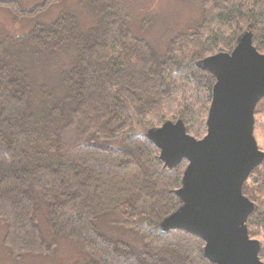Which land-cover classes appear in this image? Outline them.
I'll return each instance as SVG.
<instances>
[{
	"label": "trees",
	"instance_id": "1",
	"mask_svg": "<svg viewBox=\"0 0 264 264\" xmlns=\"http://www.w3.org/2000/svg\"><path fill=\"white\" fill-rule=\"evenodd\" d=\"M62 1L0 7L17 21ZM76 1L86 22L69 7L0 39V222L9 257L51 256L65 239L78 256L58 264H212L201 237L161 226L180 205L188 161L166 166L147 132L182 119L195 138L207 134L216 78L198 62L231 52L247 27L264 53V0H200V21L174 32L164 51L146 34L147 8ZM41 56L57 71L54 88L33 78ZM243 192L256 205L247 228L264 259V163Z\"/></svg>",
	"mask_w": 264,
	"mask_h": 264
},
{
	"label": "water",
	"instance_id": "2",
	"mask_svg": "<svg viewBox=\"0 0 264 264\" xmlns=\"http://www.w3.org/2000/svg\"><path fill=\"white\" fill-rule=\"evenodd\" d=\"M198 65L216 78L207 134L195 138L182 119L147 132L166 166L188 161L176 191L182 204L161 226L201 237L212 264H264L261 243L245 224L256 205L242 191L264 158L252 135L254 106L264 95V53L253 44L248 27L231 52L221 50Z\"/></svg>",
	"mask_w": 264,
	"mask_h": 264
},
{
	"label": "rangeland",
	"instance_id": "3",
	"mask_svg": "<svg viewBox=\"0 0 264 264\" xmlns=\"http://www.w3.org/2000/svg\"><path fill=\"white\" fill-rule=\"evenodd\" d=\"M18 1H20L25 8L30 9L36 4H40L44 0H18ZM130 1H132L137 7L138 6L144 7L143 9L140 8L141 12L146 11V8L148 9L146 12H144L141 15V17L147 15L148 13L151 14L152 21L150 22L151 24L149 26V28L150 27L151 28L149 31L148 30L146 31V34L148 33L150 40L155 41L156 44L155 47L160 51L165 50L168 41L175 35L177 31L187 30L188 28L193 27L200 21V16H201V10L199 5L200 0L199 1L198 0H186V1L130 0ZM69 7L72 9H76L83 21L85 20L86 22L88 20V13L85 10H83L84 8L80 9V7L78 6V2L76 0H63L60 3L53 4L48 10L41 12L39 15H36L35 17L25 18V19L23 18L21 20L18 19L17 21L13 20V17L9 12V10L0 7V39L4 37L5 33H9V34L25 33L37 23L49 24L56 18L57 14L62 9ZM1 30L4 32H2ZM45 58L46 57L41 56L37 59H34L33 62H31V73L33 75L34 80L38 83V85L42 84L48 86L49 88H54L58 84L57 71L53 67V65L50 62H48ZM61 58L62 56H60V59ZM253 111H254L253 114L254 121L252 126V135L254 137V140L258 148L264 152V95L259 97V99L257 100L254 106ZM160 126H156L153 128H157ZM263 163H264V158L258 166H260ZM257 167H255L248 175L246 181L242 186V191L245 183L250 179L252 172ZM181 204L182 203L180 202V205ZM247 222H245L246 225ZM4 234H5V227L0 222V264H58V263H70V262L73 263L78 256V251L75 248V246L70 241L64 239L61 240L58 249L51 256H46V257L24 256L20 260L18 259L16 261L13 258L9 257L10 255L8 254L6 248L3 245ZM252 238L258 240V238L256 237H252ZM262 260L264 261V259Z\"/></svg>",
	"mask_w": 264,
	"mask_h": 264
}]
</instances>
